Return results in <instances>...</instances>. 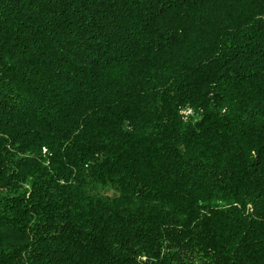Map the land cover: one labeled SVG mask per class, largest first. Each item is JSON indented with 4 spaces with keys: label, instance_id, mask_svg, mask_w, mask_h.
<instances>
[{
    "label": "trees",
    "instance_id": "1",
    "mask_svg": "<svg viewBox=\"0 0 264 264\" xmlns=\"http://www.w3.org/2000/svg\"><path fill=\"white\" fill-rule=\"evenodd\" d=\"M0 264H264V0H0Z\"/></svg>",
    "mask_w": 264,
    "mask_h": 264
}]
</instances>
